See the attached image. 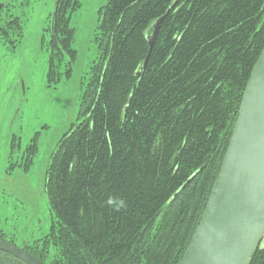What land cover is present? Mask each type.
<instances>
[{
    "label": "trees",
    "instance_id": "obj_1",
    "mask_svg": "<svg viewBox=\"0 0 264 264\" xmlns=\"http://www.w3.org/2000/svg\"><path fill=\"white\" fill-rule=\"evenodd\" d=\"M78 6L55 0L47 86L71 75ZM99 12L79 121L46 170L52 220L22 248L47 264H178L264 44V0H106ZM262 241L249 264H264ZM0 264L25 263L0 250Z\"/></svg>",
    "mask_w": 264,
    "mask_h": 264
},
{
    "label": "rangeland",
    "instance_id": "obj_2",
    "mask_svg": "<svg viewBox=\"0 0 264 264\" xmlns=\"http://www.w3.org/2000/svg\"><path fill=\"white\" fill-rule=\"evenodd\" d=\"M6 1L0 13V22L6 21L0 31V236L22 248L51 223L46 170L62 134L79 121L89 67L98 57L95 36L106 0H78L69 14L76 58L71 75L54 87L46 85V71L55 0ZM14 18L17 22L9 25ZM31 143L35 152L29 156Z\"/></svg>",
    "mask_w": 264,
    "mask_h": 264
},
{
    "label": "water",
    "instance_id": "obj_3",
    "mask_svg": "<svg viewBox=\"0 0 264 264\" xmlns=\"http://www.w3.org/2000/svg\"><path fill=\"white\" fill-rule=\"evenodd\" d=\"M162 18L151 26L143 67ZM263 235L264 44L244 87L206 206L178 264H249ZM0 250L25 264H47L6 240L0 239Z\"/></svg>",
    "mask_w": 264,
    "mask_h": 264
},
{
    "label": "flooded vegetation",
    "instance_id": "obj_4",
    "mask_svg": "<svg viewBox=\"0 0 264 264\" xmlns=\"http://www.w3.org/2000/svg\"><path fill=\"white\" fill-rule=\"evenodd\" d=\"M6 0H0V13H2L3 10L6 8ZM5 19L0 22V31L4 30L6 28Z\"/></svg>",
    "mask_w": 264,
    "mask_h": 264
}]
</instances>
